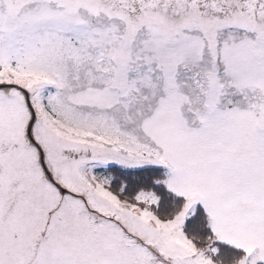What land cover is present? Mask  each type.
<instances>
[{
  "label": "snow or ice",
  "instance_id": "6c2138e0",
  "mask_svg": "<svg viewBox=\"0 0 264 264\" xmlns=\"http://www.w3.org/2000/svg\"><path fill=\"white\" fill-rule=\"evenodd\" d=\"M0 264H264V0H0Z\"/></svg>",
  "mask_w": 264,
  "mask_h": 264
}]
</instances>
